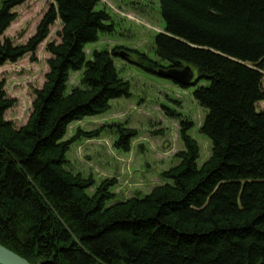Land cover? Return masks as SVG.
I'll return each instance as SVG.
<instances>
[{"label":"trees","instance_id":"1","mask_svg":"<svg viewBox=\"0 0 264 264\" xmlns=\"http://www.w3.org/2000/svg\"><path fill=\"white\" fill-rule=\"evenodd\" d=\"M27 1L0 8V68L27 55L35 61L58 21L61 42L46 47V82L19 129L5 118L16 101L0 82V244L32 264H264V0H158L165 21L154 40L158 61L124 47L87 59V45L114 31L106 10H96L101 0H51L35 35L16 46L3 36ZM115 58L153 75L191 66L195 84L182 87L196 88L207 112L199 131L212 151L200 168L193 124L181 119L185 150L162 174L167 183L109 205L117 180L96 187L67 159L74 142L101 130L79 128L64 139L74 122L131 97ZM78 71L82 87L69 91ZM116 128L114 147L130 152L137 132Z\"/></svg>","mask_w":264,"mask_h":264},{"label":"rangeland","instance_id":"2","mask_svg":"<svg viewBox=\"0 0 264 264\" xmlns=\"http://www.w3.org/2000/svg\"><path fill=\"white\" fill-rule=\"evenodd\" d=\"M3 1L0 0V8ZM51 5V0H28L15 8L13 12L17 18L3 38L10 39L16 46L25 45L35 35ZM96 10H106L111 17L107 24L113 25L114 31L100 33L97 42L87 45L88 60H92L95 51L124 47L158 61L154 40L157 34L165 30L158 0H101ZM61 29L58 21L51 28L48 39L38 48L35 61L32 55H27L16 63H7L0 68V82H5L8 97L16 101L15 106L6 112L5 118L18 129L27 124L32 114L35 91L46 82L51 57L46 47L51 42H61L58 37ZM115 63L120 76L131 83V97L112 100L110 109L103 115L74 122L64 139L69 140L79 128L87 132L101 130L96 139L83 138L74 142L67 159L69 170L81 173L86 178L92 176L96 187L106 179L117 180V186L112 188L117 197L109 205L131 197L144 198L156 186L167 183L162 174L181 163L176 154L185 150L180 137L181 119L193 124L189 135L200 146V168L212 151L211 142L199 131L207 112L193 96L195 87L183 88L168 79L126 64L120 58H115ZM82 76L83 71L71 72L69 91L82 87ZM258 109L264 110V100L258 104ZM168 111L175 115L169 116ZM112 125L116 126L111 129ZM116 127L137 132L130 152L114 147L119 139Z\"/></svg>","mask_w":264,"mask_h":264},{"label":"water","instance_id":"3","mask_svg":"<svg viewBox=\"0 0 264 264\" xmlns=\"http://www.w3.org/2000/svg\"><path fill=\"white\" fill-rule=\"evenodd\" d=\"M157 76L168 79L178 85L192 86L195 84V72L191 66L186 65L181 69H160ZM0 264H32L17 253L0 244Z\"/></svg>","mask_w":264,"mask_h":264}]
</instances>
